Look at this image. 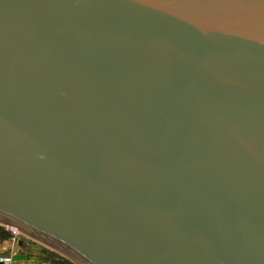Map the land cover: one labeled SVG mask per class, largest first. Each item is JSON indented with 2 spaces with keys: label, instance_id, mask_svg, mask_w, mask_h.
Masks as SVG:
<instances>
[{
  "label": "water",
  "instance_id": "obj_1",
  "mask_svg": "<svg viewBox=\"0 0 264 264\" xmlns=\"http://www.w3.org/2000/svg\"><path fill=\"white\" fill-rule=\"evenodd\" d=\"M0 226L72 264H264V0H0Z\"/></svg>",
  "mask_w": 264,
  "mask_h": 264
},
{
  "label": "trees",
  "instance_id": "obj_2",
  "mask_svg": "<svg viewBox=\"0 0 264 264\" xmlns=\"http://www.w3.org/2000/svg\"><path fill=\"white\" fill-rule=\"evenodd\" d=\"M14 239V236L4 227L0 226V243L10 242ZM36 256L37 261L40 264H72L67 259L57 255L56 253L47 250L46 248H40Z\"/></svg>",
  "mask_w": 264,
  "mask_h": 264
},
{
  "label": "rangeland",
  "instance_id": "obj_3",
  "mask_svg": "<svg viewBox=\"0 0 264 264\" xmlns=\"http://www.w3.org/2000/svg\"><path fill=\"white\" fill-rule=\"evenodd\" d=\"M5 230L9 231L10 233H12V235L14 236V239L12 240L13 242H11V246H13L14 250H16V252H19L20 251V254L25 256L24 253H26L28 250L30 249H40V248H45L43 247L42 245L36 243V242H33L32 240L28 239L27 237L21 235V234H18L17 232H13L12 230L4 227ZM13 243V244H12ZM21 243L22 245L19 246L18 244ZM47 249V248H46ZM49 250V249H47ZM51 251V250H50ZM14 251H10V253H6L7 255L9 256H13L14 254H16L15 252L13 253ZM23 254H22V253ZM54 252V251H52ZM56 253V252H54ZM57 254V253H56ZM59 255V254H57ZM61 256V255H59ZM62 257V256H61ZM64 258V257H63Z\"/></svg>",
  "mask_w": 264,
  "mask_h": 264
},
{
  "label": "crops",
  "instance_id": "obj_4",
  "mask_svg": "<svg viewBox=\"0 0 264 264\" xmlns=\"http://www.w3.org/2000/svg\"><path fill=\"white\" fill-rule=\"evenodd\" d=\"M11 242H13V241L0 243V255L1 256L2 255H7L6 253L9 254L10 251H14L15 253H20V251L16 252V250H14L13 246H11V244H10ZM38 250L39 249H37V248L36 249L32 248V249L28 250L26 253H24V255H28L29 256L28 260H25V261H13L12 264H40L39 261H37V259H36V256L38 255L37 254Z\"/></svg>",
  "mask_w": 264,
  "mask_h": 264
},
{
  "label": "built area",
  "instance_id": "obj_5",
  "mask_svg": "<svg viewBox=\"0 0 264 264\" xmlns=\"http://www.w3.org/2000/svg\"><path fill=\"white\" fill-rule=\"evenodd\" d=\"M12 263H13L12 256L0 255V264H12Z\"/></svg>",
  "mask_w": 264,
  "mask_h": 264
}]
</instances>
